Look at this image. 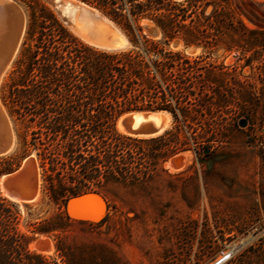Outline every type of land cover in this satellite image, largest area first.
Listing matches in <instances>:
<instances>
[{
    "label": "trees",
    "instance_id": "trees-1",
    "mask_svg": "<svg viewBox=\"0 0 264 264\" xmlns=\"http://www.w3.org/2000/svg\"><path fill=\"white\" fill-rule=\"evenodd\" d=\"M15 1L26 6V25L2 103L19 127L16 151L0 158V176L34 152L59 212L30 224L27 235L17 229V205L0 195V264H55L27 245L35 236L58 237L70 222L62 211L66 199L109 183L145 182L189 148V121L201 125L207 91L218 103L219 74L169 45L215 47L210 32L234 31L235 17L229 0H79L130 34L132 49L108 52L82 43L39 0ZM143 19L161 40L143 34ZM131 111L168 112L177 125L154 138L121 134L116 122Z\"/></svg>",
    "mask_w": 264,
    "mask_h": 264
},
{
    "label": "rangeland",
    "instance_id": "rangeland-1",
    "mask_svg": "<svg viewBox=\"0 0 264 264\" xmlns=\"http://www.w3.org/2000/svg\"><path fill=\"white\" fill-rule=\"evenodd\" d=\"M12 1L23 11L26 25V6ZM39 1L80 40L61 18L53 0ZM203 1L213 4L214 0ZM84 8L80 17L91 32L98 33L101 39L113 34L101 20V12L100 15L91 7ZM212 9L209 6L206 14ZM229 9L235 17L234 31L222 36L210 32L219 45L185 48L178 40L169 45L191 59L202 58L207 69L216 66L214 71L219 74L218 103L213 104L207 91L201 125L189 121L190 129L184 134L189 148L168 159L145 182L104 185L96 192L101 199L100 208L93 205L89 209L91 218L72 216L58 237L35 236L27 245L29 251L55 264H216L225 255L229 258L220 264H264V154L256 144L257 140L264 144V135L260 134L264 122V0H229ZM103 16L123 35L112 39L125 42V47L117 52L132 49L131 36L124 27ZM140 25L148 38L161 40L149 20L143 19ZM98 26H105L108 32L102 33ZM99 33L103 35L100 37ZM226 46L233 49L227 51ZM18 50L0 81L1 107L14 135L13 148L0 158L17 149L15 129L19 124L8 115L2 97ZM164 113L170 118L168 132L177 124L170 113ZM182 155L184 163L170 169L169 161ZM29 158L37 169L39 196L22 205L13 202L18 207L17 229L27 235L30 224L59 212L48 198L34 152L14 171ZM0 195L7 199L1 188ZM74 209L83 212L78 206ZM37 242L50 244L51 251L36 252L32 246ZM57 242L62 251H57Z\"/></svg>",
    "mask_w": 264,
    "mask_h": 264
},
{
    "label": "water",
    "instance_id": "water-1",
    "mask_svg": "<svg viewBox=\"0 0 264 264\" xmlns=\"http://www.w3.org/2000/svg\"><path fill=\"white\" fill-rule=\"evenodd\" d=\"M76 1L79 2L82 6L89 8L83 2L79 0ZM91 9L97 11L100 14V12L97 9L95 8H91ZM1 16L8 17L10 21V34L6 41V44L5 45L2 44L3 46L0 49L1 50L0 52L5 53L6 56L5 57L6 59L2 63V67L0 71L3 70L5 64L7 65L8 57L10 55H12V59L14 58L25 30L24 13L14 1L0 0V17ZM107 41L109 42L110 45L108 47L101 48V50L110 52V51H118L122 49L118 47V42L116 40H111L107 38ZM1 106L2 105L0 103V157L8 154L14 145L13 131L11 129V126L9 125L10 122L8 120L6 113L2 110L3 106L2 107ZM160 112L163 111H131L125 114L127 116L124 118L123 123L127 131L134 135L133 137H138V138L159 137L166 132L164 131V133H162L161 135L155 136L163 127L164 124L163 118H161L160 124L158 126L151 121H146L145 123L136 125L133 114L142 113L143 119L148 120L151 115H155ZM240 125L244 126L245 122L241 121ZM27 160L30 167H24L21 171H19L20 169L19 168L18 170L12 173L5 174L2 176L4 177V181H3L4 189L6 190L9 197L14 199H19L22 201V203L30 202L34 198L35 195L34 192L37 188V181L34 172V170L36 169L35 162L30 158ZM171 161L174 168H178L182 164L179 161V159H172ZM100 202L101 199L99 198L96 192H87L66 199L62 208L65 216L68 219H70L72 216L73 217L82 216V217L91 218V213L89 211L90 207L96 205L97 207L100 208ZM74 206H78L82 208L83 212L76 211L74 209ZM43 243L44 242H40L38 247H42Z\"/></svg>",
    "mask_w": 264,
    "mask_h": 264
},
{
    "label": "bare ground",
    "instance_id": "bare-ground-1",
    "mask_svg": "<svg viewBox=\"0 0 264 264\" xmlns=\"http://www.w3.org/2000/svg\"><path fill=\"white\" fill-rule=\"evenodd\" d=\"M53 1L56 4V9L58 10L61 18L69 26V28L77 34V36L80 38V40H83V42H85L86 44L93 46L95 48H98V49H101L103 47H108L110 45L109 42L107 41V38H105V39L99 38L97 35L98 33L91 32V30L88 28L86 23H84V21L81 19L80 11H83L85 8L79 2H77L76 0H53ZM92 11H94L96 14H99L97 11H95L93 9H92ZM99 17H101V16H99ZM101 20L103 21L104 24L107 25V27L113 33V34L107 36L109 39L112 40L114 38V35H117L118 37L122 38V36H123L122 33L112 22H110L109 20H107L103 16L101 17ZM98 27H101V26H98ZM104 27L105 26L101 27L100 31L102 33L106 34L108 31ZM9 34H10V21H9L7 16H1L0 17V49L2 48L3 45L6 44V41L9 37ZM100 35H103V34L99 33V36ZM118 47L123 49L125 47V42L121 41V43H118ZM110 52H115V51H110ZM5 57H6L5 53L0 52V69L2 67V63L6 59ZM11 59H12V55H10L8 57L7 65L5 64L3 70L0 71V81H1V77L4 73V71L6 70V68L8 67ZM126 116L127 115L122 116L120 118V120L117 122V130L122 134L134 136L133 134H131L127 131V129L123 123V120ZM133 117H134V121H135L136 125H140L142 123H145L146 121H151V122H154L155 125H157V126L160 124L161 118H163L164 119L163 127L158 132V134H156L155 136L161 135L162 133H164V131H167L170 127V118L164 112H160V113H157L155 115H151L148 120L143 119L142 113L133 114ZM184 158H185V155H182V156L176 157L174 159H179V161L183 164L185 161ZM24 167H30L28 160H25L23 162V166L19 169V171H21ZM168 167L173 170V165H172L171 160L168 163ZM34 172H35V178L37 181V188L34 192L35 193L34 198L30 202L35 201L39 196V188H38L39 181H38L37 169H35ZM0 180H1L0 181V188H1L2 194L5 197H7L8 200H10L14 203H17L18 205H22L21 200L11 198L7 194V192L3 186L4 177H2ZM39 244H40V242H37V243L33 244V246H32V248L36 252L49 253L52 249V246L50 244L45 243V242L42 244L43 245L42 247H38Z\"/></svg>",
    "mask_w": 264,
    "mask_h": 264
},
{
    "label": "built area",
    "instance_id": "built-area-1",
    "mask_svg": "<svg viewBox=\"0 0 264 264\" xmlns=\"http://www.w3.org/2000/svg\"><path fill=\"white\" fill-rule=\"evenodd\" d=\"M260 134L264 135V122L260 125ZM256 144H258V147L260 148L262 154H264V144L262 142L258 143V140L256 142ZM229 258V256H223V258L221 260H219L216 264H220L225 262L227 259Z\"/></svg>",
    "mask_w": 264,
    "mask_h": 264
}]
</instances>
